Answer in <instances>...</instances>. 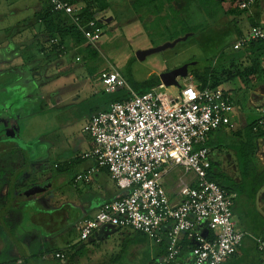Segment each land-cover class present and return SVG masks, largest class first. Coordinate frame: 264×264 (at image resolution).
<instances>
[{
	"label": "rangeland",
	"instance_id": "rangeland-1",
	"mask_svg": "<svg viewBox=\"0 0 264 264\" xmlns=\"http://www.w3.org/2000/svg\"><path fill=\"white\" fill-rule=\"evenodd\" d=\"M184 1L183 9L186 11L183 15L189 16L192 25L206 22V17L196 0ZM258 3L264 4V1L258 0ZM193 7L194 11L191 12L190 8ZM41 8V0H0V121L4 120L8 128L12 129L9 136L12 135L10 137L21 142L19 143L21 146H17L23 151L13 145L16 143L13 140L0 143L2 172L0 212L4 206L11 205V199L13 205L21 199L13 210L4 214L7 227L0 223V247L5 240L2 233L8 228V231L14 230L12 233L16 238L18 235L19 238L26 236L27 233H32L31 231L38 233L39 239L48 237L58 249H62V243L73 240L72 245L76 244L74 252L76 258L80 259L79 264H149V241L144 240L143 235L144 237L141 236L136 244L132 243L130 241L134 237L132 231L102 228L90 241L80 242L74 222L78 213L85 207L84 204L79 203L83 196L79 197V194L84 188L82 186L74 188L70 183L74 173L80 171L82 166L75 165L62 174H56L52 166L55 162H64L69 157L80 156L88 148L90 141L89 137L82 133L83 125L89 117L90 110L107 98L102 95L101 71L112 67L126 78L128 69L134 81L144 82L151 76L159 77L160 74L192 62L196 63L194 68L202 69L210 65L215 56L226 57L235 54L232 52V43L237 39V35L232 26L243 29V17L233 16L237 18L236 22H233V17L224 15L232 8L237 9L235 5L224 1L219 8L218 16L209 22L207 29L200 35L178 43L173 49L139 60L136 57L137 52L160 47L172 42L171 39L174 41L185 36L186 34L181 36L180 32L182 24L171 29L168 21L163 22L157 18L158 22L155 21L157 24L153 25V13L147 15L143 10L144 16L140 19L141 16L132 10L127 0H97L96 18L101 22L102 28L101 38L95 50L98 58L95 62H85L76 49L69 47V40L65 41L66 51L60 58L55 51H52L46 43L47 38L42 33L44 30L42 23L38 20ZM195 11L198 13L195 14ZM260 17L264 19V7L260 9ZM167 26L173 31L166 32L164 27ZM3 49L6 50V54L1 51ZM191 69L192 67H189V71ZM183 81L184 79H178L180 86ZM232 84L234 87L240 85L239 87L243 89L241 91H244L239 79L232 81ZM261 84H264V81H260ZM179 87L162 86L159 90L165 91L169 96H175ZM238 96L242 104L247 101L246 93L239 92ZM260 108V110L254 109L252 106L245 109L243 104L241 109L242 113L251 116L252 120L254 116H264V107L260 105ZM236 123L238 126L240 122L236 120ZM245 123L242 121L239 127L242 128ZM212 141L213 149H217L218 146L227 147V150L234 154L233 137L218 132L214 134ZM262 148L264 149V144H260L256 162V165L259 164L256 167L260 170L264 166ZM212 157L217 161L214 154L211 155ZM24 159L28 163L25 168H23ZM226 159L219 162L226 170V174L236 182L241 181L238 168L235 167L236 157L233 161ZM19 171L21 176L16 182L19 193L8 198L7 201L6 192L13 182L14 175ZM175 172L173 179L180 171L175 170ZM49 179L51 188L40 198H49L55 203L58 202L59 207L65 208L69 217L65 227L52 233L44 230L38 221L35 222L36 226L31 224L32 216L37 211L34 205L25 200L33 196L25 198L19 195L32 186L31 184H42ZM170 186L171 188L166 185L165 188L167 190L174 188L173 185ZM117 192L121 195L126 194L124 191ZM88 193L93 197L99 196L95 191ZM95 200L99 201V199ZM93 212L95 213V210ZM232 213L234 219L238 221L237 227L247 235L240 248L239 264H260L264 260V254L258 252L250 237L259 234L256 224L264 223V187L260 189L254 200L249 193L236 197L233 200ZM100 236L107 238L96 241L100 240ZM14 253L12 258L11 255L8 257L6 254L0 256V264H16L18 258L24 260L23 264L30 263L31 258L25 257L22 251ZM225 262L232 264L230 259ZM48 264L59 263L55 261Z\"/></svg>",
	"mask_w": 264,
	"mask_h": 264
},
{
	"label": "built area",
	"instance_id": "built-area-1",
	"mask_svg": "<svg viewBox=\"0 0 264 264\" xmlns=\"http://www.w3.org/2000/svg\"><path fill=\"white\" fill-rule=\"evenodd\" d=\"M233 2L244 11L258 0ZM47 3L53 13L63 16L62 26L74 27L83 46L96 50L101 23L97 18H84V0ZM263 39V29L252 26L232 50ZM48 44L58 46L59 38ZM100 84L102 93L123 90L126 98L111 103L83 125L82 133L90 138L92 147L79 157L93 160L95 165L77 174L73 183L89 184L94 173L105 170L116 188L126 194L78 223L80 242L109 228L144 235L150 244L149 264H222L236 257L247 235L237 227L232 213L235 195L208 179L212 151L207 145L211 132L235 130L232 97L218 89L195 87L191 76L175 96L160 91L162 85L137 95L112 67L100 72ZM257 125L264 126V118ZM174 170L180 175L177 197L172 200L163 180ZM250 239L264 252V235ZM161 247L163 254L156 258L152 250ZM54 257L62 260L64 255Z\"/></svg>",
	"mask_w": 264,
	"mask_h": 264
},
{
	"label": "trees",
	"instance_id": "trees-1",
	"mask_svg": "<svg viewBox=\"0 0 264 264\" xmlns=\"http://www.w3.org/2000/svg\"><path fill=\"white\" fill-rule=\"evenodd\" d=\"M63 1H67L72 4L73 0H63ZM127 1L130 3L132 10L136 14H139L141 16L140 19L144 16L143 14V10H144L146 11L147 15H151L150 13H153L154 16L153 25L157 24L156 23L158 22L156 21L158 20L157 18H159V20L163 22L168 21L171 29L173 28L175 29L176 26L178 27V25L182 24V30L180 31L181 36L192 33L193 34L192 37H197L198 35H200L201 32L207 29L209 22H212L211 20H214L218 16L219 8L221 7V5H223L225 0H196L202 14L206 17L205 19L206 22H200V24L197 25L191 24V22L188 19L189 16L183 15L182 17H180L181 16L180 13L173 12L174 10L168 11L166 13V6L169 7L172 4L173 0H127ZM96 2L97 0H84V10L82 14L86 20H93L96 18L98 14V10H95ZM230 3L232 5L235 4L233 0H231ZM51 9L52 8L48 5L47 0H42V8L38 13V20L40 21V23H42V26L44 28L43 35L47 38L46 39L47 44L51 39L55 37L59 38L58 46H50L48 44L52 48V51H55L57 56H60L61 54L65 53L66 51V47L64 46L65 41L69 40V42H71V45H69V47L71 49H76L77 53L79 55H82V58L85 61L95 62L98 58V53L89 46H83L84 40L81 34L74 27L62 26L63 16L60 14L53 13ZM244 12H247V10L239 11L235 8H232L227 12H225L226 14L224 15H229V17L241 16L244 14ZM169 26L164 27V30H166V32L168 33L170 31H173V30H169L170 29ZM252 26H257L255 21L251 23L250 27ZM232 27L234 28V32L237 35V37L241 38L242 37L240 36L241 31L236 26H232ZM170 41H173V39H171ZM41 50L43 51V49ZM232 52H234L235 54L226 57L221 55L219 59L218 58L215 59V62H218L217 65L222 66L224 63L227 62L232 64L242 59L246 61L247 65L241 68V70L238 69L235 72L226 71L221 74L216 70L213 63L203 67L202 69H196L194 68V66H192V69L188 72V76L192 77V83L194 84V86L199 89H204L207 87L211 89H215L219 87L224 81L234 77H238L241 83L246 85L252 78L262 77L264 72V68L261 66L264 61V39L252 42L248 46L243 47L240 50L237 51L232 50ZM124 79L126 83L129 85V87L137 95H143L151 91L152 89L160 86V81L157 76H151L148 80L144 82L134 81L128 69L126 73V78ZM102 95L103 97H107L106 100L102 101V103L98 104L96 107H93L90 110V114H89L90 117L92 115L98 114L99 112L106 111L111 103L122 101L123 99L126 98V93L123 90H117L112 94L103 93ZM259 120L260 119L252 120L242 131L233 132L232 134H229L230 137L234 138V142H233L234 144L232 148H233L234 156L236 157L238 173L241 178V181L236 182L234 179L223 173L221 169L218 168L213 163H211L210 170L208 171V179L210 181L216 183L225 192L230 194H235L236 197L242 196L243 194L246 193L254 195L255 193H257V191L260 188V184H259L260 179H262L264 183V173L263 175H261L262 177L260 176L261 178L257 177L255 174L256 171L254 169V167H256L255 159H254V155L256 151V140L260 137H264V126L260 127L257 125V122ZM19 150L23 152L20 148ZM81 162L82 160L80 159V157L76 156L69 161L65 160L64 162H58V163L55 162L52 168L54 169L56 174H62L66 171H69V169H71L76 164H79ZM27 164H28L27 161L24 159L23 168H25ZM1 173L2 172L0 171V177L2 176ZM20 173L21 172L19 171L14 175L13 182H11L9 185V190L6 192L7 201H9L8 198H11L13 195L15 196L17 193H19L18 192L19 190L16 189V182L21 176ZM34 184L35 183L31 185ZM11 203H13V199H11ZM2 209L3 210H1L0 212V223H2L4 227H6V224L4 222V214L7 213L9 210L13 209L12 204L10 206H4ZM258 228L264 229V223H261ZM263 235L264 233L254 236L259 237ZM141 236L144 237L140 233H134V237L130 239V241L136 244L141 239ZM144 240L147 241L146 237H144ZM162 248L163 247L153 248L154 256L156 258L163 254ZM57 253L63 254L64 258L62 260L55 259L54 255ZM75 257H76V252H70L69 250L64 249L61 250L60 252H55V253L52 252L49 258L52 261V263L53 261L54 262L56 261L58 263L67 261L71 264V262L75 259ZM46 260H48L47 257ZM230 260L232 261V264H239V260H236L235 257H232V259Z\"/></svg>",
	"mask_w": 264,
	"mask_h": 264
},
{
	"label": "crops",
	"instance_id": "crops-1",
	"mask_svg": "<svg viewBox=\"0 0 264 264\" xmlns=\"http://www.w3.org/2000/svg\"><path fill=\"white\" fill-rule=\"evenodd\" d=\"M41 2H42V0H41ZM184 4H185L184 0H173L172 4L169 7L166 6V13L168 11L174 10L173 12L180 13V15L183 16L184 12L186 11V9H183ZM263 7H264V4H259L257 2L253 8H251L247 12H244V14L242 15L243 20H244L243 25L247 29H244V27H243V29L239 28V30L241 31L240 36H243L244 34H246L248 32L249 27L251 26V23L254 21L256 22L257 26L264 28V19H261V17H260V9ZM190 11L193 12L194 7L190 8ZM194 13L197 14L198 11H195ZM236 19L237 18H235V17L232 18V20H234V22H236ZM244 30L246 31V33ZM239 38L240 37H237V39H234L232 44H235ZM68 43H69V45H71V42H68ZM7 54H9V53H7ZM220 56H218V57L215 56V57H213L214 61L212 60L213 61L212 63L214 64L216 70L220 74L223 72H226V71L235 72L238 69L241 70V68H243L244 66L247 65L246 61L242 59V60L236 61L232 64L227 62V63H224L222 66H220V65H217L218 62H215V59H217V58L219 59ZM60 57H61V55L59 56V58ZM263 65H264V61L261 65L264 68ZM236 79H239V78L234 77V78H231L229 80H226L219 87H217L215 89H218V90H221L225 93H228V95H230L232 97V99L234 100L236 108H235V112L233 113V120L235 121V123H236V120H238L240 123L242 121H244L246 123L244 124V126L242 128L239 127V125H240V123H239V125L236 126L235 130L231 131V132L224 130V129L218 130L216 132H212L208 135V142H207V145L211 149L212 154H214L215 158H217V161H215L212 157L211 163L215 164L225 174H226V170L221 166V164L219 162L224 161V159H226V157L228 158L226 160L233 161V160H235V156L233 153H231V151L227 150V148H225V147L221 148L218 146L217 149H213L211 147L212 142H213L212 138H213L214 134L221 132L224 135H227L229 137V134H232L233 132L242 131L252 120L264 118V116H262V117L254 116L253 117L254 119L251 120L250 119L251 116L249 117V115H244V113H242L243 110L241 109L243 104L245 106V109L251 108L253 106L254 109L260 110L261 109L260 105L264 107V84L260 85V81H262V82L264 81V72H263V75L261 78H257V77L255 78L254 77L248 82V84H246V85L243 84L244 91H241L243 89H241V87H239L240 85L239 86L237 85L235 87L233 86L232 81H234ZM239 92L240 93L241 92L246 93L247 101L243 104H242V101L240 99H238L239 98V96H238ZM247 94H249L250 96ZM90 118L91 117L89 116L87 118L86 122ZM88 140L90 141V144L84 152H88L92 147L91 140L89 138H88ZM260 144H264V137H260L256 140V151H255V155H254L255 166H259L258 163H257L258 165H256V162H257V156H258L259 150H260ZM262 150L264 151L263 148H262ZM261 155H262V158L264 159V152H262ZM72 158H74V157H71V158L69 157L67 160L69 161ZM82 163H84L85 165H82ZM76 165H79L82 167H81L80 171L78 170V171H76V173H74V176L72 177L70 184H72L74 188H78L79 186H82L84 188L83 192H81L79 194V197L81 195H83L81 197V199L83 197L84 198H83V200L80 199L79 203L84 204L85 207H84V209H81L80 213H78V216L75 219V222H74L75 229L77 228V225L80 221H82L84 219L93 218L105 203L111 202L112 200L121 196V194H119L117 192L118 189L116 188L113 181L110 179L108 173L105 170H99L97 173H94L89 184H82V183L74 184L73 183L74 177L77 174L83 173L86 170H88L89 168L93 167L95 165V162L93 160H83L81 163L76 164ZM235 167H237L236 163H235ZM254 169L256 171L255 174L257 177H260L261 175H263L264 166H263V168H261V170L258 167H254ZM175 173H176L175 170L170 172V175L166 179L163 180L164 188L166 185H168L170 188H171L170 185H173V187H174L173 189L169 188L168 190L165 188L169 198H171L172 200L176 199V197H177L176 184H177V178L180 175V172H179L178 176H176V178L173 179L172 176ZM226 175H228V174H226ZM259 184H260L259 190L257 191V193L252 195L253 200L255 199V196L259 193L260 189H262L264 187V183H263L262 179H260ZM89 191H95V192H97V195H99V196L93 197L92 195H90L88 193ZM40 197H43L42 194H40L38 196H33L32 198L25 200L27 202H30L32 205H34V209L36 208L35 210L37 211V212L35 211L36 212L35 215L32 216L31 224L33 226H36L35 222L38 221V224L41 225L42 227H44V230H46L48 233H52V232H56V231L61 230L62 227L66 226V223L69 220L67 211L63 207L60 208L59 207L60 204L58 202L55 203V201H53L49 198L41 199ZM235 198H236V195H235ZM95 199H99V201L97 202ZM20 200L17 201L16 204H14V205H13L14 202L11 203L13 209H14V206L17 205V203L19 204ZM22 201H24V200H22ZM253 203H254V201H253ZM94 210H95V213L93 212ZM90 212H92V213H90ZM236 222L238 225V221H236ZM5 224H6V222H5ZM256 225H257V227H259L260 224H256ZM6 227H7V225H6ZM258 229H259V234L264 233V229H262V228H258ZM12 231H14V230L8 231V228H7L6 232L2 233L4 238H5V240L3 239L5 242H3V244L0 247V256H2V257L6 254V255H8V257L11 255V258H12L13 255L15 254L14 252L17 251V253H18V252L22 251L24 253L25 257L31 258V261L29 264H38V263L39 264H48V262H52L49 258L50 254L52 252L53 253L60 252L63 248L67 249L71 252H74L76 249V246H75L76 244L72 245L74 243L73 240L66 241V242L62 243L63 244L62 249L61 248L58 249L57 247L53 246V241L50 238L42 237L39 239L38 233H35L33 231H31L32 233H27L26 236H20V238H19V235H18V238H16L15 234H13ZM76 231H77V229H76ZM95 235H96V233L93 235V237H95ZM108 236H109V232H108ZM105 238H107V237L100 236V240H96V241H102ZM73 247H74V249H73ZM152 251L154 253V249ZM148 252H150V249L148 250ZM258 252H260V251H258ZM261 253L264 254V252H261ZM34 257H36V258H34ZM43 257H47L48 260L42 261ZM240 257H241V255H240V250H239V254L235 258H236V260H238ZM79 261H80V259H77L75 257V259L71 263L72 264H79ZM23 263H24V260L19 259V258L16 259V264H23ZM59 264H70V263L65 261V262H59ZM222 264H226V262H224ZM260 264H264V260L261 261Z\"/></svg>",
	"mask_w": 264,
	"mask_h": 264
},
{
	"label": "water",
	"instance_id": "water-1",
	"mask_svg": "<svg viewBox=\"0 0 264 264\" xmlns=\"http://www.w3.org/2000/svg\"><path fill=\"white\" fill-rule=\"evenodd\" d=\"M192 36H193V34L189 33V34H186L185 36H183L181 38L175 39L172 42L165 43L160 47L151 48V49H147L145 51L137 52L136 57H137V59L142 60L146 56L156 54V53H160V52H163V51L168 50V49H173L178 43L185 42L188 38H190ZM195 64H196L195 62H192L190 64H185V65H183L179 68H176L174 70H171L169 72H165L163 74H160L158 77L160 84L165 88H167V87H177L178 88L180 86L178 79L187 78L188 68L195 66ZM1 127H3L2 124H0V130H1ZM9 134H10L9 132H5L6 137H8ZM11 140L15 141L16 139L14 137H12ZM16 141L18 143H20L18 140H16ZM51 185L52 184H51L50 180H47L42 184H34V185L28 187L27 189L23 190L22 192H20L19 195L22 197L24 196L25 198H29L31 196L44 194L49 190V188H51Z\"/></svg>",
	"mask_w": 264,
	"mask_h": 264
},
{
	"label": "flooded vegetation",
	"instance_id": "flooded-vegetation-1",
	"mask_svg": "<svg viewBox=\"0 0 264 264\" xmlns=\"http://www.w3.org/2000/svg\"><path fill=\"white\" fill-rule=\"evenodd\" d=\"M1 51H4V53L3 54H6V50L5 49H3V50H1ZM2 54V55H3ZM188 72H189V68H188ZM2 121H4V120H2ZM2 121H0V124H2L3 125V127H1V130H0V143H7L6 142V140H11V138L12 137H10V136H12V135H10V136H8V137H6L5 136V132H9V133H11L12 132V129H10V128H8V125H6L7 123L6 122H2ZM15 142L16 143H12L13 145H15L16 147H18L17 145H19V143L15 140ZM18 143V144H17ZM19 148V147H18Z\"/></svg>",
	"mask_w": 264,
	"mask_h": 264
},
{
	"label": "clouds",
	"instance_id": "clouds-1",
	"mask_svg": "<svg viewBox=\"0 0 264 264\" xmlns=\"http://www.w3.org/2000/svg\"><path fill=\"white\" fill-rule=\"evenodd\" d=\"M185 79H186V78H185ZM185 79H184V80H185ZM183 83H184V81H183ZM183 85H184V84H183ZM183 85H181L179 88L181 89V87H182ZM180 89H179V90H180Z\"/></svg>",
	"mask_w": 264,
	"mask_h": 264
}]
</instances>
